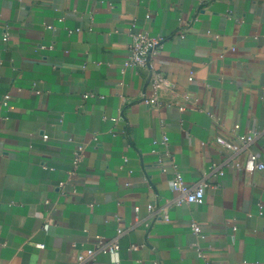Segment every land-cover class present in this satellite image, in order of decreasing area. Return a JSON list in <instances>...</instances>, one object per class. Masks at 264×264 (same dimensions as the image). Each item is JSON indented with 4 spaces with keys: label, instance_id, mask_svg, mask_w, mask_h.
<instances>
[{
    "label": "crops",
    "instance_id": "crops-1",
    "mask_svg": "<svg viewBox=\"0 0 264 264\" xmlns=\"http://www.w3.org/2000/svg\"><path fill=\"white\" fill-rule=\"evenodd\" d=\"M197 5L0 0V264H73L96 235L117 228L125 229L119 263L98 254L95 264H264V170L225 166L202 203L170 204L168 219L159 217L174 197L172 170L162 171L152 152L163 132L187 182L230 154L218 136L257 131L251 148L264 159V0H207L181 38L179 20ZM132 20L168 35L155 65L173 91L159 95L183 110L148 107L147 72L121 70ZM120 109L124 120H112ZM77 143L85 146L79 174L60 189Z\"/></svg>",
    "mask_w": 264,
    "mask_h": 264
},
{
    "label": "built area",
    "instance_id": "built-area-1",
    "mask_svg": "<svg viewBox=\"0 0 264 264\" xmlns=\"http://www.w3.org/2000/svg\"><path fill=\"white\" fill-rule=\"evenodd\" d=\"M207 0H198V9L196 13L191 16V18L185 22L180 18V29L178 30V35L183 38L184 31L192 26L193 22L197 20V11L203 8ZM182 25V26H181ZM74 30L70 29L69 32ZM75 31H80V28L75 29ZM129 37L130 42L128 44V53L126 58L123 60L121 70L124 71L125 68H135L138 70H145L148 74L149 84L152 89V95H143L142 100L148 107H155L156 105L163 103L166 106H176L179 110H183L185 106L178 101H171L168 103L163 102L160 99L159 93L163 90L168 92L173 91V83L170 79L160 71L155 65V58L158 54L162 43L168 38L163 35H151L147 30L142 29L137 26L136 21L132 20L129 26ZM3 41L7 40V33H4ZM50 45L48 48H51ZM39 48H46L45 46H40ZM85 66L84 64L82 65ZM92 94V93H90ZM90 94L85 93L84 97ZM10 98L9 93H5L1 99L2 105H7ZM112 120H124V110H119L118 115L111 118ZM235 127H238L235 124ZM125 133V130H123ZM258 136L257 131H250L246 133L239 134L235 139L225 138L223 136L216 137V142L225 150L230 151V154L219 160H212L207 166L206 171L203 176L194 182H187L178 168L173 151L171 149V144L169 137L166 133H162L160 138L156 141L157 147L152 149V152L156 155V165L165 171L167 168L172 170V176L170 179V189L174 193V197L170 202L163 206V213L159 215L164 220L168 219V214L166 213V207L168 205L180 206L185 203H196L200 204L204 200V195L206 190L210 186L217 187L219 184H212L210 182V177L219 176L224 173L225 166H234L237 169L243 170L244 172H254L264 170V159L260 158L259 155L252 150L251 144ZM43 139H47L48 135L43 134ZM94 139L96 137L94 136ZM240 151H245V157L242 161H237L233 159L235 154ZM85 156V146L82 143H77L74 145L71 158L67 167V179L58 182L57 186L63 189L65 185L72 187L73 179H75L80 171V166L82 160ZM126 161V157H124ZM46 168H52L48 165L43 164ZM148 210L151 211L154 208L153 204L147 205ZM134 211H138V207H134ZM190 228L193 235L197 239H201L205 236L200 223L194 219L190 221ZM125 232V229L117 228L114 236L106 238L100 235H96L95 242L92 247H86L81 252L78 253L76 262L73 264H95L96 256L98 254H106L110 256L114 263H119V238ZM197 255L200 257H205V253L201 247L194 244ZM38 247H44L43 244L38 243ZM132 249H136L137 245H132Z\"/></svg>",
    "mask_w": 264,
    "mask_h": 264
}]
</instances>
